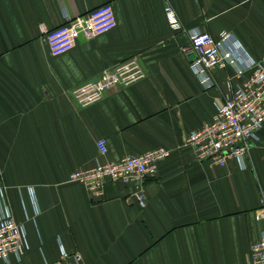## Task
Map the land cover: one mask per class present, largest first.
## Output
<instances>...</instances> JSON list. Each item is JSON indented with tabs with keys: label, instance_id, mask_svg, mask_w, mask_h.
Listing matches in <instances>:
<instances>
[{
	"label": "crops",
	"instance_id": "0c3cea01",
	"mask_svg": "<svg viewBox=\"0 0 264 264\" xmlns=\"http://www.w3.org/2000/svg\"><path fill=\"white\" fill-rule=\"evenodd\" d=\"M167 1L184 30L171 28ZM105 3L116 27L51 53L46 31L65 13ZM189 29L215 37L230 31L249 56L262 58L264 0H0V189L26 231L20 264L57 261L61 245L80 251L86 264H251V245L264 232L255 215L264 197V124L245 168L236 159L200 160L187 144L213 119L229 83L251 72L217 67V85L205 88L182 52ZM134 58L143 79L114 86L94 104L77 103L76 87ZM160 147L169 155L146 180L144 207L133 185L107 183L96 199L69 180L97 161Z\"/></svg>",
	"mask_w": 264,
	"mask_h": 264
},
{
	"label": "built area",
	"instance_id": "2783aa9c",
	"mask_svg": "<svg viewBox=\"0 0 264 264\" xmlns=\"http://www.w3.org/2000/svg\"><path fill=\"white\" fill-rule=\"evenodd\" d=\"M165 13L172 29L184 30L178 12L170 1L165 3ZM118 19L112 3L102 4L85 14L65 13L64 22L46 31V40L53 55H61L76 45L83 35L91 39L116 27ZM189 43L182 47L183 54L190 58V65L205 88L217 85L213 70L217 67L236 66L239 77L247 71L250 75L236 85L229 83V92L218 107L210 122L196 129L187 137L200 160L225 166L229 159H236L242 168L264 124V56H249L235 35L223 31L219 37L207 31L189 29ZM146 76L137 59H130L113 68L102 71L98 78L88 81L73 90L77 103L88 106L101 100L107 91L117 85L128 86ZM101 154L108 152L107 140L97 141ZM169 155L164 147L151 149L141 154L127 155L118 160L97 161L91 167L80 168L70 173L69 180L86 186L93 198H100L107 183L133 185V195L140 206L147 203L145 183L155 176L160 162ZM256 219H264V197L255 212ZM27 249L26 231L12 214L0 189V259L12 264L11 256L20 264ZM251 264H264V232L251 245ZM44 264H86L80 251H69L61 245L60 258Z\"/></svg>",
	"mask_w": 264,
	"mask_h": 264
}]
</instances>
